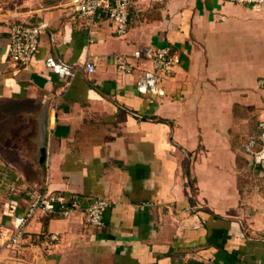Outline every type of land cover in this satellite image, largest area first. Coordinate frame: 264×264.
I'll return each instance as SVG.
<instances>
[{
	"label": "crops",
	"instance_id": "crops-1",
	"mask_svg": "<svg viewBox=\"0 0 264 264\" xmlns=\"http://www.w3.org/2000/svg\"><path fill=\"white\" fill-rule=\"evenodd\" d=\"M69 2L0 0V225L32 191L82 200L38 212L0 264H264V174L245 149L264 108V0H134L122 37L106 17L88 30ZM15 21L46 24L29 66L8 60ZM166 46L165 96L139 94L150 64L126 75L116 56ZM47 57L75 69L68 84ZM96 197L102 227L87 224Z\"/></svg>",
	"mask_w": 264,
	"mask_h": 264
},
{
	"label": "built area",
	"instance_id": "built-area-1",
	"mask_svg": "<svg viewBox=\"0 0 264 264\" xmlns=\"http://www.w3.org/2000/svg\"><path fill=\"white\" fill-rule=\"evenodd\" d=\"M134 0H70L69 14L82 20L88 30H92L98 19L106 17L114 25V34L122 37L127 32L128 10ZM223 3H234L251 10H259L263 0H220ZM43 22H13L9 29L8 60L14 66H29L39 49V36L45 30ZM91 32V31H90ZM89 32V33H90ZM93 36L91 32L90 37ZM135 61L131 63L126 56H116V67L126 75H132L138 64L148 62V69H142L136 80V90L142 95L164 97L165 91L160 85L162 78L170 77L174 73L177 59L170 47L148 48L139 47L133 54ZM47 70L52 72L63 84H68L75 74V69L69 64L60 62L52 57L44 59ZM88 72L93 66L86 64ZM263 92L264 77L257 81ZM257 129L245 149L251 155L252 162L257 170L264 174V108L258 120ZM30 199L26 209L21 215L13 216L9 226L0 225V250L6 247L17 246L25 235V228L38 212L46 214L59 213L69 216L81 209L82 200L77 195H63L60 193H47L41 191L30 192ZM87 224L94 227L103 226L104 212L110 207V202L102 197L84 200ZM47 245L57 241L56 234L44 235Z\"/></svg>",
	"mask_w": 264,
	"mask_h": 264
},
{
	"label": "rangeland",
	"instance_id": "rangeland-1",
	"mask_svg": "<svg viewBox=\"0 0 264 264\" xmlns=\"http://www.w3.org/2000/svg\"><path fill=\"white\" fill-rule=\"evenodd\" d=\"M223 3V2H222ZM232 4H234V3H232ZM258 81V80H257ZM257 86H258V84H257ZM259 88V87H258ZM259 90H261L260 88H259ZM262 91V90H261ZM5 192V191H4Z\"/></svg>",
	"mask_w": 264,
	"mask_h": 264
}]
</instances>
